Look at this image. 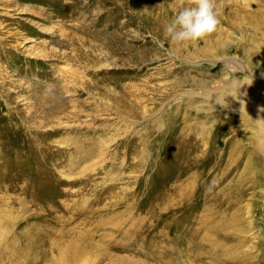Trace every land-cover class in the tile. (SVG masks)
Masks as SVG:
<instances>
[{
    "label": "rangeland",
    "instance_id": "obj_1",
    "mask_svg": "<svg viewBox=\"0 0 264 264\" xmlns=\"http://www.w3.org/2000/svg\"><path fill=\"white\" fill-rule=\"evenodd\" d=\"M185 4L0 0V264H264V133L193 85L264 74V0H215L217 30L173 46ZM187 99L223 128L211 181L177 180Z\"/></svg>",
    "mask_w": 264,
    "mask_h": 264
},
{
    "label": "bare ground",
    "instance_id": "obj_2",
    "mask_svg": "<svg viewBox=\"0 0 264 264\" xmlns=\"http://www.w3.org/2000/svg\"><path fill=\"white\" fill-rule=\"evenodd\" d=\"M214 42L217 44V49H219V40L215 39ZM258 51L260 54L262 53V51ZM260 58L261 59H258L257 61H249L250 65L252 67L263 66V64L259 63L263 60L264 53ZM205 76L207 75L205 74ZM211 81V79L206 77V79H203L200 82H193V85L198 86L201 89V92L197 93V96L201 97V99L207 103L208 107H218L224 111L240 112L241 118L244 121L255 127L257 131L262 130L264 133V74L261 73V75H255L251 73L250 77L246 80H239L237 78L232 79L229 77V74H226L221 78L223 83L219 87H212V85H210ZM181 95L184 94L181 93ZM191 95L195 96L196 93H186V97L190 98ZM48 96L49 95L46 94L44 97L42 96L40 100L46 99L45 102H47L49 99ZM189 101L190 100L187 99L186 107H188V109L193 107L196 115H199V117L195 116L197 120H194L193 123H191L190 115H188L186 111L181 114L183 116H181V118L183 119H181L180 122H183V124L181 123V125L178 126L176 134L180 142L178 152L180 163H178L179 173L177 180L182 178L191 180L192 177L197 175V171H202L210 173L209 176H207L211 181L212 179H215L212 175V171L221 170V166L224 164L223 160L225 153L228 151L227 149H223L221 153H218V148H214V146H217L218 144L217 135L221 133L223 128L220 124H214V120L210 121L211 118L215 117L211 115L212 113L199 112L201 109L197 107V104L191 105ZM229 144H231V141H229ZM77 148L79 149V147ZM81 152L82 153H79V158L81 160L88 159L95 154L92 147L81 150ZM183 179L181 180L182 182ZM78 253L79 252L75 251V249L74 251L64 250L60 256L63 259L62 263L66 264L67 260H75L74 257Z\"/></svg>",
    "mask_w": 264,
    "mask_h": 264
},
{
    "label": "clouds",
    "instance_id": "obj_3",
    "mask_svg": "<svg viewBox=\"0 0 264 264\" xmlns=\"http://www.w3.org/2000/svg\"><path fill=\"white\" fill-rule=\"evenodd\" d=\"M219 25L215 0H186L163 26L164 38L173 46L195 44L211 36Z\"/></svg>",
    "mask_w": 264,
    "mask_h": 264
}]
</instances>
